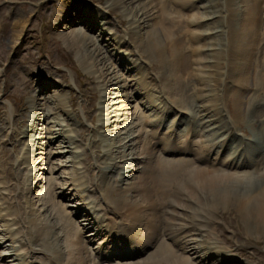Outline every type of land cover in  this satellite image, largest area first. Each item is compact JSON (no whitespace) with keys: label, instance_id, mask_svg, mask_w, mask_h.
I'll return each mask as SVG.
<instances>
[{"label":"bare ground","instance_id":"bare-ground-1","mask_svg":"<svg viewBox=\"0 0 264 264\" xmlns=\"http://www.w3.org/2000/svg\"><path fill=\"white\" fill-rule=\"evenodd\" d=\"M44 1L45 0L40 1L42 8H45L46 6V4L43 3ZM132 1L133 0H113L112 3L109 4L106 2V4H109L107 5L108 9H115L121 5L126 6L125 4L130 7ZM144 1H147L150 9L147 12H141L139 20L137 21L138 25L135 27L137 32L132 31L131 28V31H128V40H123L122 44H131L134 49L137 50L136 56L140 60H143L150 69L153 65L158 67L156 71L157 77H149L151 80L150 82L154 83L151 85L157 86L161 96H176L173 97L174 99L172 101L178 113H182L183 111L187 114L190 111L197 112L199 117L196 118L193 117L192 113H189L191 116H188L189 118L186 120L185 127H187L186 130L189 131V123L199 124L198 127L200 126L199 130L202 129V133L200 134L198 141L194 138L191 139L190 136V140L193 142L192 145H195V147L192 145L190 146V140H188V144H185L187 143L185 142L183 147L172 146L170 148L167 146V143H170L169 139L171 133H169L167 137L161 139L156 138L155 133H150L151 135L148 140L146 137L143 138L142 135L140 136L142 139L141 148L140 152H137L138 154L135 153V157L130 154H128V156L122 154L123 149L128 150L132 145V142L129 144V141L124 145L110 147L107 151L104 150L106 152L103 154L104 157L109 158L110 160H113L117 155L119 156L116 157V159L119 160L121 158L126 159L129 156L132 158L128 162L127 160L122 161L126 165L119 166L117 162H113L112 165L109 166V163L107 164L103 162V166H101L102 185L104 187V194L102 195L101 193V195L104 200V211H107L112 218H119L130 224V226L128 225L129 230H127L129 234L128 247L131 248V251L139 254L137 261L129 263L117 262L114 264H192V261L198 264H240V262H236L233 253H230L232 250L228 251L226 248H222L218 244H214V246L211 241L214 239L213 237L217 236L216 233L212 236V234H214L213 231L216 229L215 227L218 226V221L216 220L215 215L218 212H221V210L225 211L230 209H234L239 213L242 221L251 231L257 233L258 236L262 234L264 236V176L255 178L256 181L251 182L250 185L244 188L248 190V193H241L239 190H236L237 185L242 184L246 179L254 177L256 174L255 171L258 167L261 166L260 168H264V156H261V151L259 152L260 147L264 144V123L258 122L257 120L258 117L264 115V55L261 56L262 59L258 60L256 58L257 55H261L262 48L264 49V43L261 42V40H264V37L261 35V32L264 34V29L259 32L261 24L264 23V0H221L223 1V4L220 8L223 7L222 11L224 12V15L223 12H220V8H216L217 10L214 12L215 15L217 13L215 22L206 23V26L207 24H212L209 27L216 30L222 19L223 21L226 20L228 22V45L227 50L225 49V51H223L227 61V64L225 65L226 77L223 79V84L218 82L216 77L218 75L217 72L210 69L212 66L209 64L207 65V62L210 61H201L199 56L201 50H199L198 47L195 48L193 45L199 40L200 35L197 33L196 36H193L189 28L191 26L200 27L202 24L194 21L196 20L195 16L194 20H189L187 14H182L184 12L182 9L183 7H192L193 3H191V0ZM196 1L201 2L200 6L203 9L209 8V10H212L213 12L212 5L214 4L211 3L215 0ZM242 2L244 5L241 7L242 9L239 10ZM139 4L140 3H138V5ZM216 5L218 4L215 2L214 7H216ZM89 7H92L89 3L79 7H76L75 5L72 6L70 3H65L61 6L59 15L56 14L55 17H53L52 30L60 31V35L64 39L65 44H68L71 49L77 48L79 52L82 51L84 61H91L90 65L94 67H97L98 65L100 66L99 77H103L102 82L105 83L106 86L103 98L108 100L110 99L109 95L111 94L116 97L118 96L110 92L111 90H114L113 87H110L112 80L115 79L110 76L109 79L106 80V76L111 74L108 73L104 58L100 55L102 49L106 51L105 46H103L104 48H101L100 45L96 44V41L100 40L102 36L99 32L101 31L100 25L96 21L99 16L105 17V11L99 7L98 11L100 14L98 11L93 13ZM179 9H181V11L183 10V12ZM130 10H132V7ZM239 11L240 13H238ZM133 12V16L136 17L140 13V10L136 9ZM218 13L220 15H218ZM237 15H240V18L238 17L235 21L234 17ZM118 19H120L119 16ZM66 20L69 23L66 22ZM147 20H149V22H146ZM26 23L27 20H24L23 18L17 19V22H14V27L19 30L14 31L10 37L12 48H14L17 42L19 43L21 40V36L27 25ZM107 23L108 22L104 21L102 25H107ZM221 25L223 24L221 23ZM226 27L227 26H225V28ZM101 29L103 28L101 27ZM113 29L114 28H110L111 31H113ZM118 30L121 31V28H116V30H114L115 33ZM85 31H89L91 36L86 34ZM96 32H99V36H95ZM138 49L141 50L140 54L138 53ZM188 49L191 51L190 54ZM226 51L228 53H226ZM194 54L195 59L193 58ZM215 54L217 58H219L220 55L223 57L222 49H218ZM204 63H206V65H204ZM43 64L44 62L40 63L38 67L42 68L44 72H51ZM134 64L135 63L133 62L131 65L132 68ZM199 64L201 65L200 67ZM193 65L196 68L198 67L196 71L201 70L205 76L201 74L197 75L193 72ZM134 71L135 70L132 69V72ZM38 73L40 74V72ZM33 75L39 77V88L43 92L51 86L49 82H46L47 80L40 78L37 73H33L32 76ZM210 75L211 81L213 82L212 85H208L207 82L209 78L208 76ZM233 77L237 89L228 92L229 88L227 87L228 85L226 86V83H229L227 80H230V78L233 79ZM232 79L230 82H232ZM5 84L11 86L10 81L8 80H5ZM135 84L136 83H134V85ZM53 85L55 87V84ZM160 87L164 88L163 90L165 91ZM183 87L186 89L185 97L187 99L184 98L182 92L184 89ZM216 87H221V97L224 99L225 103H227V99L229 98L232 107L234 108L232 114H230L229 109L225 107L230 114V125L227 124V120L223 119L224 115L219 113V109L215 103L216 100L220 99L218 93L216 94V98L214 97V94H212L210 103L209 97H207L206 94L203 95V92H207L208 90L211 91V89L215 90ZM191 89L193 101L191 102L190 100L189 102L188 95L189 90ZM252 90L253 93L251 95L247 94L248 91ZM22 96H24V94H22ZM201 99H206L209 106L203 104V101L197 104V101ZM49 100L50 99L43 94L41 98L30 97V100H28L30 101L29 105H27L28 101L22 104L21 115L18 117L12 116L11 126L14 128H11L12 134L16 136L23 134V136H25L26 132H34L35 129L37 130L36 126H39V124L42 126L44 123H54L47 122L46 116L54 114L52 113L53 110L63 114V110L57 106L56 109H52L51 107L44 105ZM109 101L110 103L107 104H111V100ZM151 104L147 106L149 107ZM71 105L73 106V102ZM47 109H49L48 113H46ZM109 109L111 108L109 107ZM28 110L31 111V114L33 115V117H30L31 120H26L24 117V114ZM40 111H43L46 114L44 113V115L40 117L39 113L37 114V112ZM105 111L107 112V115H105V122H103L101 128H105L106 131H108V126L111 125L112 120V123L114 124L113 127L117 126L116 124H118L119 117L115 116V119H111L109 118L110 113H108V110ZM175 118L178 119L175 124L182 122L180 120V114ZM1 121H4L2 115L0 118V122ZM239 121L243 123L246 121L250 125L257 123L258 127L261 126V130L258 131V136L262 139V142H260V145L255 147L252 153L247 156L250 162L254 158V155L257 156L256 159L250 163V168H248V160H245L247 161V167L242 166L241 168L246 169L241 172H233L231 169L226 170L216 167H212V169L210 167H203V153L207 155L209 150L207 144L204 142L205 140L202 139V136L204 138L206 137V131H204V129H212L215 138L220 139V141L230 137L229 139L231 143L232 141L236 143L238 141L236 139L238 138V132L242 137L246 135L244 131L242 132V129L238 127ZM164 123L165 121L157 120L155 125L159 127L160 124L164 125ZM148 124L151 125L152 123L148 122ZM57 126L62 127V125L58 123ZM226 126L227 128L229 126V128L227 129ZM230 126H232V130ZM169 128L170 132H173L171 126ZM190 128L193 130L192 126H190ZM4 129L5 128H2L0 123V134ZM23 129L24 132L20 133ZM42 131L49 134V131L51 130L44 127L41 129V132ZM53 131L54 130H52V132ZM58 133L61 135L62 142L66 143L67 147L70 149V145L73 144L72 141H74V139L68 136H63L62 129ZM188 135L189 133H187L185 137ZM31 137L33 138L34 136ZM117 139H119V133L117 134ZM38 143L39 142H35L34 145H38ZM243 143L245 142H242V144ZM213 145L214 142L211 141L209 147ZM234 150H236V147ZM167 153H169L168 156H174L175 158L173 160L164 158L167 156ZM232 158L233 157L230 154V157L225 160V162L232 160ZM132 163L134 164L131 166ZM230 163L231 162H228V164ZM245 163L246 162H244L243 165ZM94 166L96 167L98 165ZM119 167L121 168L120 170L122 173L117 181L118 186L115 185V180L112 182L114 183L113 186L116 188L115 192L117 197L112 198V196H109L111 190L109 192L105 176L110 175L112 171ZM99 168L100 167L96 170ZM52 171L53 170L50 169V173ZM105 172L106 174L104 175ZM260 174L261 173H259L258 176H260ZM6 175H8V172ZM261 175H264V172ZM39 183V181L35 182L34 185L32 184L33 187L30 185L31 182L29 183L27 187L28 189H25L27 200H30L29 186L33 189L37 187ZM110 185L111 184L109 183V186ZM91 186H93L94 190H99V185L97 186L95 182H93ZM91 186L88 187L87 191L90 190ZM44 192L45 196L43 193L42 194L46 199L41 203V207H44L43 211H45L42 215L43 219L38 223H34L32 220L29 221L30 223L27 221L23 223L24 225L27 224V235H30V239L22 244L26 248V252H28L27 258L32 259L34 262L36 255H38L41 258L51 257L56 260L58 264H97L91 258L86 242L74 226L75 222L69 218V211H71V213H80V206L71 210V207L79 205V202L68 207L56 202L58 203L56 207H49L47 204H49V202L51 203L49 196L52 193L49 194V188ZM55 195L59 198L65 196L63 195V192L60 194L55 193ZM68 199L71 200V198ZM1 201L2 200H0V202ZM2 205H4V203L1 204V206ZM64 206L67 207L68 213L65 212L67 210H64ZM7 209L11 214L14 212L13 208L11 209L7 207ZM91 209L92 212H94L93 210L96 208L92 206ZM34 214L31 213V216ZM189 214L191 215L188 216ZM185 216H188L189 218ZM182 219L183 221L184 219L187 221L185 225H180L179 222L182 221ZM186 225H188V227L192 225L194 228L193 231L186 227ZM113 227L114 226L109 228L106 232L107 236L103 238L106 239L108 243L119 240V236L116 235L121 234L119 229L123 230V232L125 231L119 225H116L115 228ZM32 229H34V232L31 231ZM201 233L205 234V236L206 234H210L207 239L200 240V244L203 247H201V245L198 247L197 244L191 245L192 242H195L194 240H183V238L187 239L189 235H198L201 237L203 236ZM209 240L211 241L209 242ZM0 245L5 246L2 243ZM210 245H212V247H210ZM201 248L203 250L201 251V254L196 255L197 251H199L198 249ZM240 251L244 252L245 248L242 247ZM115 252H118V250ZM224 253L225 255H223ZM2 255H6L4 251ZM35 262L42 264L41 260Z\"/></svg>","mask_w":264,"mask_h":264},{"label":"rangeland","instance_id":"rangeland-1","mask_svg":"<svg viewBox=\"0 0 264 264\" xmlns=\"http://www.w3.org/2000/svg\"><path fill=\"white\" fill-rule=\"evenodd\" d=\"M40 1L41 0H0V118L1 115L2 119L4 118V121H1L0 123L2 128H5L0 134V200H2L0 202V239L4 240L2 241L3 243H0L5 245V247L3 246V249L6 250L8 254L14 253L16 251L14 255H22V251H24L25 247L22 245L24 244V241L22 240L21 242L23 235H25L23 239H25L26 242L30 239V235H27L28 226L27 224L24 225L23 223L26 221L30 223V220H32L34 223H38L43 219L42 215L45 213V211H43L44 207H41V203L46 199V197H44V191H46L48 188L50 189L49 194L52 193L49 196L51 201L49 204L51 205L47 204L49 207H56L58 203L63 205H72V202L70 203L68 198H73L74 196L79 197V193H81L82 195L86 196L88 200H90L91 206L97 208L98 211L96 210L94 213L101 214V211L105 208V206H103L104 200L102 197L104 194V187L102 185L101 177V166H103L102 163H109V166H111L113 162H117L119 166H122L126 165L124 162H122L123 160H127L128 162L132 159L131 156H129L126 159L121 158L119 160L116 159V157L119 156L117 155L113 158V160H110L109 158L104 157L103 154L106 153L105 151L109 150L110 147H117L118 145L121 146L129 141V144L132 142V145L128 150L123 149L122 154L127 156L130 154L135 157V153H139L141 148L142 139L140 136L142 135V137L145 138V131L147 130L143 125V123L147 121V118L141 113V103L145 102V105L153 103L159 108L160 105L166 103L173 105V97H176L174 95L161 96L157 86H152L151 84L154 83L150 82L151 80L149 79L150 76L157 77L156 71L158 67L153 65V67L150 69V67H148V65H146L143 60H140L136 56L137 50H135L131 44H122L123 40H128V31H131V28L132 31L137 32L135 27L138 25L137 21L139 20L141 12H147L150 9L147 1L133 0L134 2L132 1V5L130 7L129 5L125 4L126 6L121 5L115 9H108L107 6L112 3L113 0H45L43 2L46 4L45 8L41 7ZM106 2L109 4H106ZM215 2L218 4L216 7H214ZM65 3H70V5H75L76 7L89 3L92 6L89 8L93 13H96V11L99 10V7L104 9L105 17H96L97 21L95 19V21L100 25V28L103 27L101 30L104 36L103 39L101 38L103 42L100 39L96 41V44L100 45L101 48H104L103 46H105L106 51L102 49L100 55H102L104 58L108 73L111 74L106 76V80L109 79L110 76L115 79L112 80L110 87H113L114 90H111L110 92L116 94L118 97L111 94L109 95L110 99L107 100L103 98L105 93L104 89L106 86L105 83L102 82L103 77H99L100 66L98 65L97 67H94L90 65L91 61H84L82 51L79 52L77 48L71 49L68 44H65L64 39L60 35V31L52 30L53 17H55L56 14L59 15L60 8ZM138 3L140 4L138 5ZM191 3H193L192 7L182 8L184 12L183 10L181 11V9L179 10L183 12L182 14H187V16H189V20H194L195 16L196 20L194 21L202 24L200 27L191 26L189 28L193 36H196L197 33L200 35L198 40L199 42L196 41V43L193 45L195 48L198 47V49L201 50L199 53L201 61H210L207 62V65L209 64L212 66L210 69L217 72V80L218 82H221L220 84H223V79L226 77V58L223 54V51H225V49L227 50L228 45V22L226 20L223 21L222 19L221 23L223 25L218 22V28L215 27L216 30H213V28L209 27L212 24H207L206 26V23L208 22H215L217 13L215 15L214 12L217 10L216 8L219 9L222 6L223 1L215 0L213 3H211L214 4L212 5L213 12L212 10L210 11L209 8L203 9L200 6V1L191 0ZM243 5L244 4L242 2L240 4L239 10L242 9L241 7H243ZM131 7L133 11L136 9L140 10V13L136 17L133 16L134 12L130 10ZM220 9V12H223V7ZM98 13L100 14L99 11ZM238 13H240V11ZM218 15L220 14L218 13ZM118 16L123 21L118 19ZM239 16L240 15L234 17V20L236 21ZM22 18L27 20V25L23 35L21 36V40L19 43L17 42L14 48H12L10 37L14 31L19 30L18 28L14 27V22H17V19ZM104 21L108 22L107 25H102ZM66 22L68 21L66 20ZM146 22H149V20ZM225 26L227 27L225 28ZM261 26L259 32L264 29V23L261 24ZM110 28H114L113 31H111ZM116 28H121V31L118 30V33H115L114 30H116ZM85 32L86 34L90 35L89 31ZM261 35L264 37L263 32H261ZM95 36H99V34L96 32ZM261 42L264 43V40H261ZM218 49H222L223 57L220 55L219 58H217L215 53L218 51ZM140 51L141 50L138 49L139 54ZM188 51L190 54L191 51L189 49ZM226 53L228 52L226 51ZM195 54L193 57L194 59ZM262 55H264L263 48L261 50V55H257L256 58L258 60L262 59ZM124 61L125 63L127 62V64H125ZM43 62V65L47 67L48 70L52 72V74L51 72H44L42 68L38 67V65ZM133 62L135 64L132 68L131 65ZM128 64L130 65V68L135 70L134 72L129 71L127 73ZM204 65H206V63H204ZM200 66L201 65L199 64V67ZM197 69L198 67L196 68L193 65V72H195L197 75L201 74L205 76L201 70L196 71ZM38 72H40V74ZM33 73H37L40 78L47 80L46 82L49 80L52 86L48 87L45 92L40 90L39 77L35 75L32 76ZM208 77V85H212L213 82L211 81V75ZM231 79L232 78L227 80L229 83H226V86L228 85L227 87L229 88L228 92L230 90L237 89L234 77L232 82H230ZM5 80L10 81L11 86L5 84ZM131 80L132 82L136 83V86L131 82ZM53 84H55V87ZM145 88L150 91H146ZM160 88L162 90L164 89L162 87ZM221 91V87H216L215 90L211 89V91L208 90L207 92H203V95L206 94L207 97H209L210 103L212 94H214V97L216 98V94L218 93L220 99L216 100L215 103L217 104L219 113L220 110H222V114L225 115L226 119L228 120L227 124L230 125V114H232L234 108L232 107V103L229 98L227 99V103H225L224 99L221 97ZM182 92L184 94V98H186V89L184 88ZM252 93L253 90L247 92V94L250 95ZM22 94H24V96H22ZM43 94L45 97L50 99L44 105L51 107L52 109H56V106L60 107L61 110H63V114L53 110L52 113L54 114L47 115L46 121L54 123H44L42 126L39 124V126H36L37 130L35 129L34 132L28 131L26 132L25 136H23V134L19 136L12 134V116L18 117L21 115V105L30 100V97L41 98ZM192 96L193 94L191 89L189 90L188 95L189 102L190 100L191 102L193 101ZM206 99L197 101V104L203 101V104L209 106ZM109 100H111V104H107L110 103ZM72 102L73 106L71 105ZM29 103L30 101L27 102V105H29ZM109 107L111 109H109ZM182 107L185 108L184 106ZM225 107L229 109L230 114ZM105 110H108V113H110L109 118L115 119V116L119 117L118 124H116L117 126L113 127L114 124L112 123V120L111 125L108 126V131H106L105 128H101V125L103 122H105V115H107ZM48 111L49 109H47L46 113H48ZM42 112L43 111L37 112V114L39 113L40 117H42L45 113ZM170 116L171 115H169V117ZM24 117L26 120H31L30 117H33V115L31 114V111L28 110L24 114ZM257 120L258 122L264 123V115L258 117ZM57 123L61 124L62 127L57 126ZM232 126H230L231 130ZM44 127L51 130L49 131V134L45 131L41 132V129ZM238 127L242 129V132L244 131L247 137L249 136V139L253 140V137L255 136L260 145L262 139L259 138L258 131L261 130V126L258 127L257 123L250 125L246 121L245 123L239 121ZM61 129L64 134L63 136H68L74 139V141H72L73 144L70 145V149L67 147L66 143L62 142L61 135L58 133ZM52 130L54 131L52 132ZM204 131H206V137L204 138L202 136V139L206 140L205 142L210 143L211 139L214 137L212 129H204ZM23 132L24 129L20 133ZM118 133L119 139H117ZM237 135L238 137H242L239 133H237ZM31 136L34 137L32 138ZM35 142H39L38 145H34ZM262 149H264V144L260 147V150ZM119 151L121 152L120 149ZM261 156H264V152L261 153ZM93 164L98 166L95 167ZM133 164L134 163H132L131 166ZM98 167L100 168L96 170ZM260 167H258V169L255 171L256 174L253 172L255 174L254 177L246 179L242 184L237 185L236 190H239L241 193H248V190L244 188L250 185L251 182L256 181L255 178L264 176L261 175L264 172V168ZM217 168L225 169L224 167ZM50 169L53 170L51 173ZM120 169L121 168L119 167L112 171L110 175L105 176V181L108 183L107 186L109 187V192L111 190L109 196H112V198L117 197L115 192L116 188L113 186L114 183L112 182L115 180V185L118 186L117 181L119 180V176L122 173ZM7 172L8 175H6ZM258 172L261 173L260 176H258ZM105 174L106 172L104 175ZM28 179L31 182L30 185H34V183L37 181L40 182L39 185L33 189V185L32 187L29 186L30 200H27V194L25 191L30 183ZM93 182H95L97 186L99 185V190L93 189V186H91ZM109 183L111 184L110 186ZM89 185L91 188L89 191H87L88 187H90ZM54 192L57 194L63 192V195L65 196L59 198ZM40 193H43L44 196ZM3 203L4 205L1 206ZM7 207L11 209L13 208L15 213L12 212L11 214ZM64 210H67L66 206H64ZM65 212L68 213V210ZM31 213L35 214L31 216ZM4 214H7V216H3ZM190 215L191 214L188 216ZM215 217L218 221V226L215 227L216 229L213 231L214 234H212V236H214L215 233L217 236H215L216 238L213 237L214 239H212V241L209 240V242H212V245L218 244L220 247L226 248L228 251L232 250L230 253H233V257L237 263L264 264L263 234L258 236L257 233L251 231L249 227L246 226L242 221L239 213L234 209L225 211L221 210V212H218ZM116 219L119 223L127 225L126 221L119 218ZM179 223L180 225H185L187 221L185 219L183 221L182 219V221ZM188 225H186V227H188ZM188 228H190L191 231L194 229L192 225H190ZM31 231L34 232V229ZM201 235L203 236L200 237L198 235H189L190 238H183V240H194L195 242H192L191 245L197 244V246L200 247V240L207 239L210 234H206L205 236V234L201 233ZM224 242L227 243L225 244ZM18 244L19 246L23 247H20L17 250V247H19ZM212 245H210V247H212ZM201 247L203 246L201 245ZM242 247L245 248L244 252L240 251ZM20 249L22 251H20ZM198 250V253L203 251L202 248ZM223 255H225V253ZM12 256L13 255L11 254V257ZM0 264H11V262L8 261L4 263L3 261H0Z\"/></svg>","mask_w":264,"mask_h":264}]
</instances>
